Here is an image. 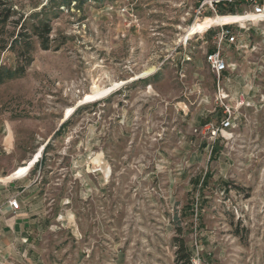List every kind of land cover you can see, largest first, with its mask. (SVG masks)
Segmentation results:
<instances>
[{"label":"rangeland","instance_id":"obj_1","mask_svg":"<svg viewBox=\"0 0 264 264\" xmlns=\"http://www.w3.org/2000/svg\"><path fill=\"white\" fill-rule=\"evenodd\" d=\"M82 1L51 23L59 50L34 43L0 84V153L8 134L54 199L45 264H175L174 237L192 264H264V111L222 126L240 102H219L206 63L219 27L198 0ZM204 92L224 111L207 126Z\"/></svg>","mask_w":264,"mask_h":264},{"label":"crops","instance_id":"obj_2","mask_svg":"<svg viewBox=\"0 0 264 264\" xmlns=\"http://www.w3.org/2000/svg\"><path fill=\"white\" fill-rule=\"evenodd\" d=\"M204 29L206 31L207 28ZM233 29L236 42H224L221 55L236 68L219 78L214 77L213 87L215 92L219 91L231 102H245L244 108L239 107V104L230 107L232 121L238 128L243 124V116L252 119L254 114L264 111V73L257 72L260 66L249 60L253 54L260 55L261 67L264 69V39L259 28H252L248 32L235 27ZM206 37L212 40L214 36L211 37L208 32ZM207 104L204 92L199 104L200 124L203 126H207L211 118L224 113L217 106L208 110ZM9 136L7 134L3 139L1 146L4 153H0V264H45V237L56 216L50 214V204L54 203V199L48 195V184H40L44 174L42 170L34 173L29 170L26 173L18 169L28 164L30 156L24 152L13 154ZM12 198H16L19 203L16 213L7 205V201Z\"/></svg>","mask_w":264,"mask_h":264},{"label":"trees","instance_id":"obj_3","mask_svg":"<svg viewBox=\"0 0 264 264\" xmlns=\"http://www.w3.org/2000/svg\"><path fill=\"white\" fill-rule=\"evenodd\" d=\"M100 2L101 0H94ZM82 0H45V4H33L34 11L25 13L19 9L21 0H0V84L22 78L32 63L34 43L42 51L59 50L64 44L53 46V20L62 11H68L71 4L81 9ZM38 9V10H37ZM13 59V65L6 66L1 59L6 55ZM178 235L182 234L177 227ZM175 247V264H192L189 252L183 238H173Z\"/></svg>","mask_w":264,"mask_h":264},{"label":"built area","instance_id":"obj_4","mask_svg":"<svg viewBox=\"0 0 264 264\" xmlns=\"http://www.w3.org/2000/svg\"><path fill=\"white\" fill-rule=\"evenodd\" d=\"M197 3L198 6L194 11V16L199 19H204L206 14L215 19L226 15H239L246 18L241 23L219 25V31L212 39L215 49L206 55V63L211 73L219 78L223 73L235 70L236 68L234 64L228 63L221 55L224 42L228 44L236 42L235 34L232 31L234 27L245 32H248L252 28H259L260 34L264 39V0H198ZM239 47L243 48V46ZM217 93L219 96L218 100L222 103L225 96L221 95L219 91ZM239 105L241 106V103ZM225 111L230 114L227 108H225ZM222 126H230L231 129H235L236 123L228 120L222 123ZM216 132L217 130L212 129L211 136L213 137ZM7 205L13 213L19 211V203L16 198L9 199Z\"/></svg>","mask_w":264,"mask_h":264},{"label":"bare ground","instance_id":"obj_5","mask_svg":"<svg viewBox=\"0 0 264 264\" xmlns=\"http://www.w3.org/2000/svg\"><path fill=\"white\" fill-rule=\"evenodd\" d=\"M212 20V24L213 25H229V24H233V23H241L243 21L246 20V18L242 17V16H239V15H226V16H223V17H218V18H210ZM202 23L206 24L207 21H206V18L202 21ZM94 94L100 96L102 95V93L99 91V90H94L93 91Z\"/></svg>","mask_w":264,"mask_h":264}]
</instances>
